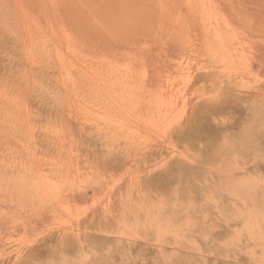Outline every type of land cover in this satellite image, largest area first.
<instances>
[{"label": "rangeland", "instance_id": "374dc122", "mask_svg": "<svg viewBox=\"0 0 264 264\" xmlns=\"http://www.w3.org/2000/svg\"><path fill=\"white\" fill-rule=\"evenodd\" d=\"M254 3L0 0V264H264Z\"/></svg>", "mask_w": 264, "mask_h": 264}, {"label": "bare ground", "instance_id": "6f19581e", "mask_svg": "<svg viewBox=\"0 0 264 264\" xmlns=\"http://www.w3.org/2000/svg\"><path fill=\"white\" fill-rule=\"evenodd\" d=\"M249 2H250V3H253V4H255L254 2H257V4H260V5H261V4H264V0H249ZM253 4H252V6H254ZM257 6H258V5H257ZM261 6H262V5H261ZM261 6H260V7H261ZM263 6H264V5H263ZM263 6H262V7H263ZM263 8H264V7H263ZM263 8H261V9H263ZM261 13H262V12H261ZM262 14H263V13H262ZM262 34H263V33H262ZM263 39H264V38H263ZM79 42H80V40H79ZM81 43H83V41H81ZM114 103H117V104H118L119 101L116 100Z\"/></svg>", "mask_w": 264, "mask_h": 264}]
</instances>
